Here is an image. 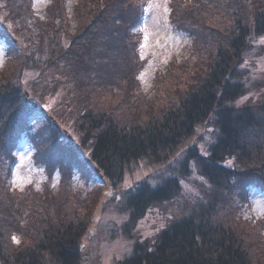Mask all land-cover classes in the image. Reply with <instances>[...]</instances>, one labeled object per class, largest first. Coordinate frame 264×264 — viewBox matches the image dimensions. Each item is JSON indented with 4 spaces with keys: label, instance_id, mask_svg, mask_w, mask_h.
I'll use <instances>...</instances> for the list:
<instances>
[{
    "label": "trees",
    "instance_id": "obj_1",
    "mask_svg": "<svg viewBox=\"0 0 264 264\" xmlns=\"http://www.w3.org/2000/svg\"><path fill=\"white\" fill-rule=\"evenodd\" d=\"M64 1L54 0L46 20H36L38 41L31 28L23 29L28 45L6 52L0 70V264H83L87 211L68 192L73 174L87 182L98 175L118 187L140 161L176 162L185 174L194 165L217 190L152 243L135 241L121 264H264V240L248 243V230L258 223L237 215L248 189L264 192V93L255 108L239 104L252 85L238 72L246 49L264 35V0H175L171 21L189 34L194 60L172 61L158 75L151 104L136 77L140 5L80 0L69 16ZM10 5L13 20L24 21L26 1ZM24 84L31 86L28 100ZM33 101L48 111L34 131L32 112L46 110L35 109ZM66 120L78 124L74 143L64 134ZM202 132L213 134L204 155L193 145ZM24 134L34 146V162L49 176L59 170L64 177L58 192L47 183L44 194L12 190ZM181 181L172 174L158 186L145 180L125 193L130 222L142 220L152 204L177 197Z\"/></svg>",
    "mask_w": 264,
    "mask_h": 264
},
{
    "label": "rangeland",
    "instance_id": "obj_2",
    "mask_svg": "<svg viewBox=\"0 0 264 264\" xmlns=\"http://www.w3.org/2000/svg\"><path fill=\"white\" fill-rule=\"evenodd\" d=\"M25 1L30 6V10L27 11L28 16H25V20H21V23L20 21H14L11 16L13 9L10 7V3H12V0H0V70L6 65V52L14 51L16 48L20 50L19 48H26L28 45L27 35L29 32L24 39L25 35L22 33L24 28H31L33 30L31 37L33 36L37 41L39 40L42 31L36 24V20L39 18L46 20V11L53 5L54 0ZM78 1L80 0L64 1L66 15L73 16V9ZM126 1L129 3L133 1L140 6L142 5L140 24L134 31L138 38L137 60L140 66L137 75L136 72L135 75L137 82H139L137 84H140L141 87L140 91L150 98L148 102L150 103L154 99L153 96H155L154 86L158 75L160 73L165 74L172 61L188 65L186 61L194 60V53L191 50L189 34L179 31L171 21L170 7L175 0ZM14 6L19 8L20 3L16 2ZM32 14L34 17L29 16ZM75 23V21H72L73 30L76 29ZM6 36L10 38L8 39ZM8 44L10 47H14L7 49ZM242 61L238 72L242 76V81H246L249 86L252 85V88L246 90L247 93L239 104L255 108L264 93V35L249 45L243 54ZM28 77L31 79L34 76L31 72H28ZM167 81L162 82L165 84ZM26 82L27 80L24 83ZM160 86L162 87V83H160ZM30 87L29 84H24L23 88V93L29 95V97L31 96ZM37 91L44 93L42 86L38 87ZM161 91L164 92V89H161ZM175 92L176 88L172 90V94ZM39 106L45 108L46 111L32 112L33 117L29 122L32 131L38 129L47 118V108L41 104ZM51 116L52 113L49 117ZM61 123L64 125V134L71 135L73 141H75V136L79 134L78 124L67 120ZM200 134L193 141V145L200 149L201 155H204L208 150L207 148L212 144L213 134L208 132ZM22 136L23 138L18 146L19 149L15 153L17 160L12 167L13 173L9 179L12 190L20 192L34 189L44 194V186L47 183L53 190L56 189V192H58L59 185L64 177L59 170L51 176L46 174L45 169L34 162V157H32L34 146L30 143L28 134ZM80 153L84 156L88 155L83 151H80ZM168 164L161 163L157 165L154 162L140 161L139 164L129 167L118 187L111 186L109 182L98 175L94 176L95 180L87 182L80 174H73L72 189L68 192L73 196L76 195V197L74 196L76 199H72V202H77L79 204L78 208H82L83 212L87 211L85 215L88 233L82 239V251L85 255L83 264H121L124 256L132 254L135 241L140 244H144L145 241L152 243L156 238L155 236L168 229L171 224L188 217L195 207L200 205V200L205 202L211 193H216L217 189L212 188L206 182V179L200 176L194 165L191 169L184 170L188 173L185 174L180 172L178 163L169 162ZM172 174L182 178L180 194L171 201L152 204L142 220L136 222V224L130 222L128 213L125 212L122 205L125 193L132 188H136L145 180L152 183L154 187L158 186L166 177H170ZM97 190L100 192H96ZM248 190L245 206L237 212V215L238 218L243 217V219H246L245 222H248V224L249 222L258 223V227L250 228V230L246 229L249 236L251 235L248 239V243H250L254 242L252 239L255 241L264 240V192L260 188H250ZM49 198L50 196L46 200H49ZM62 203L63 199L60 205ZM128 231H130L129 235Z\"/></svg>",
    "mask_w": 264,
    "mask_h": 264
},
{
    "label": "water",
    "instance_id": "obj_3",
    "mask_svg": "<svg viewBox=\"0 0 264 264\" xmlns=\"http://www.w3.org/2000/svg\"><path fill=\"white\" fill-rule=\"evenodd\" d=\"M28 97H29V95L26 94V99H28ZM33 106H34L35 108H37V105H36V104H34ZM68 139H69L70 142H73V138H72L71 135H68Z\"/></svg>",
    "mask_w": 264,
    "mask_h": 264
},
{
    "label": "snow or ice",
    "instance_id": "obj_4",
    "mask_svg": "<svg viewBox=\"0 0 264 264\" xmlns=\"http://www.w3.org/2000/svg\"><path fill=\"white\" fill-rule=\"evenodd\" d=\"M13 239H14V240H16V238H15V237H13ZM16 242L18 243L19 241L17 240Z\"/></svg>",
    "mask_w": 264,
    "mask_h": 264
}]
</instances>
